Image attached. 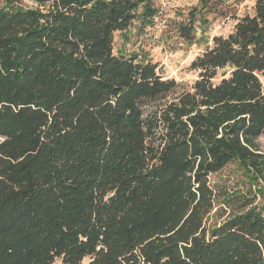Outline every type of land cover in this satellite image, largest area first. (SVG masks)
Returning a JSON list of instances; mask_svg holds the SVG:
<instances>
[{
  "label": "trees",
  "instance_id": "obj_1",
  "mask_svg": "<svg viewBox=\"0 0 264 264\" xmlns=\"http://www.w3.org/2000/svg\"><path fill=\"white\" fill-rule=\"evenodd\" d=\"M198 1L235 23L185 88L113 53L149 0H1L0 264H264V0Z\"/></svg>",
  "mask_w": 264,
  "mask_h": 264
},
{
  "label": "rangeland",
  "instance_id": "obj_2",
  "mask_svg": "<svg viewBox=\"0 0 264 264\" xmlns=\"http://www.w3.org/2000/svg\"><path fill=\"white\" fill-rule=\"evenodd\" d=\"M24 3L30 5L28 1ZM149 3V7L154 9L152 15H147L144 2L140 5L138 17L127 29L114 32L113 53L150 61L157 65V71L164 79L172 78L180 87L188 88L197 78V74L190 69L191 61L211 43L213 36L227 35L233 28L235 18L232 13L221 15L202 10L198 0H149ZM252 3V0L240 3L236 15L250 12ZM191 13L195 14L194 38L192 42H186L178 35L177 26L187 21ZM261 82L264 88L263 78ZM258 143L264 152V135ZM246 178L238 165L232 162L211 175L210 181L223 188L237 189L243 186ZM52 264L62 263L60 258H56ZM81 264H88V259H83Z\"/></svg>",
  "mask_w": 264,
  "mask_h": 264
}]
</instances>
